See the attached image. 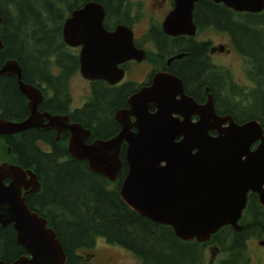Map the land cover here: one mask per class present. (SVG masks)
<instances>
[{"label":"water","instance_id":"water-1","mask_svg":"<svg viewBox=\"0 0 264 264\" xmlns=\"http://www.w3.org/2000/svg\"><path fill=\"white\" fill-rule=\"evenodd\" d=\"M194 1H175L162 22L165 33L194 34L191 17ZM214 1H223L239 11L260 12L264 8V0ZM102 14L98 3L88 2L73 10L62 27L66 44L83 45L81 72H85L87 78L99 76L94 75L100 71L99 67L84 68V59L94 52H107L102 58L113 52L116 56L113 64L121 60L124 53L127 57L133 56L129 55L134 49L131 35L126 38V43L114 38L112 43L113 40L107 38L123 32L122 28L101 35ZM80 29L83 35H77ZM139 54L145 56L142 50ZM10 72L17 74L20 92L32 100L35 91L21 80V68L16 59L6 60L0 68V74ZM120 75L122 71L115 72V77L119 76L116 80L121 78ZM108 81L112 83V80ZM129 103L136 117L133 124L137 132H132L125 124L131 114L128 111L120 121L124 124L123 129L115 137L101 141L105 149L97 147L100 142L85 148L79 144L82 135L87 136L89 130L70 126L73 141L68 146L69 152L75 158L88 160L91 171L112 181L121 168L119 148L126 140L128 168L119 194L129 208L154 222L171 226L174 234L186 241H209L212 234L227 225L241 230L240 220L248 193L257 194L258 202L264 205V133L259 120L251 118L238 123L231 114H217L211 94L203 104H197L183 93L181 80L166 71L156 72L152 84L132 96ZM149 106H154L155 112L149 113ZM31 111L29 117L19 122L0 119V135H13L36 125L38 115V119L42 116L36 112L35 103H31ZM193 114L198 115L196 120L192 119ZM45 116L49 119L45 126L58 118L50 114ZM211 130L215 133L211 134ZM256 142L258 144L252 147ZM6 178L9 183H5ZM25 184L32 188L27 192L39 187L31 169L0 164V225L11 223L16 241L28 253L8 263L0 258V264H65L67 254L57 232L47 225L45 217L26 205L24 196L27 192L21 194V186Z\"/></svg>","mask_w":264,"mask_h":264},{"label":"flooded vegetation","instance_id":"flooded-vegetation-1","mask_svg":"<svg viewBox=\"0 0 264 264\" xmlns=\"http://www.w3.org/2000/svg\"><path fill=\"white\" fill-rule=\"evenodd\" d=\"M70 1L71 0H63L66 4H69L68 2ZM175 1L176 0H72L71 5H74V7L67 9L65 12L66 17L63 18L61 24V37L64 21L71 15L72 11L82 8L88 2H96L102 7L103 13L101 20L102 29L99 30L101 35L113 32L118 27L122 28L123 32L118 35H113L112 37L107 36V38H110L111 41L114 38V40L120 41L121 43H126V38L131 35L134 49L129 52V55L133 56L127 57L128 54L124 53L120 57L121 60L116 61V64L112 63L113 58H116L113 52L104 58L101 56L106 55L107 52L96 53L89 56L88 59H84V68L91 69L94 65L99 67L100 71L94 74L99 76H96L95 78H87L84 74L85 72H81L82 65L80 53L83 47L82 44L71 46L66 44L63 40L64 44L62 48L64 49V55L61 58L58 57V60L53 62L34 61L32 63H22L16 59L21 68V80L25 84L31 86L35 92L32 96L33 99L31 100V98H28L20 92L17 74L13 72L0 74V92L5 93V89L9 91V89L11 90L13 88L16 91L14 93L13 90H11L16 96V100H14L11 107L4 106L0 101V119L3 118L16 122L22 121L30 116L32 113L31 103H35V110L40 116H42V118L38 119V115L35 121L36 125L29 127L28 129L31 130L26 132L35 134V138L32 139L33 144L44 154L53 153L52 149H48L47 147L57 148L59 146L60 148H63L56 144L59 139L69 142L72 134L70 126H81L84 129L89 130L87 136L82 135V140H85L88 144L92 143L94 140H108L112 138L123 129L124 124L120 121L124 120L125 114L128 111L131 114L129 116V121H126L125 124L130 127L132 132H137V128L133 124L136 117L132 114L129 99L142 88L150 86L152 84L153 75L158 71H166L177 76L181 80L183 93L191 97L197 104H203L207 100L208 94H211L215 112L219 115L231 114L228 113L229 110H227L231 107L229 100L225 99V97L222 98L214 95L208 85L203 84V87L201 84L195 85L194 81L197 79L194 80L189 71H192L198 76L197 78H200L204 74V70L198 68V65H200L203 57L206 65L209 69L211 68L210 70H217L215 75L218 77L216 76L215 79L219 84L220 79L223 81L226 80V75L223 72V68H221L214 59L218 52H232L237 58L245 60L250 66V69H252L253 58H249L246 55L247 52L241 44H238L240 48L237 47L233 36L229 31L214 28L212 20L206 19L208 17L207 9L208 6H214V8L216 7L215 10L217 9L222 13L223 17L232 16V18L236 20L239 15L251 14L258 16L264 8L260 12L239 11L229 7L223 1L195 0L192 4L191 13L192 21L195 26L194 34L178 33L173 35L167 34L163 31L162 22L173 9ZM91 15L92 14H89L90 17ZM211 17H213L212 14ZM214 31L222 33V36L225 39V43L222 46L220 44L217 46L212 44V34ZM203 33L208 34L203 35ZM77 35H83V30L80 29ZM96 35L99 34L97 33ZM114 40L112 43H114ZM1 41L2 43L4 42L2 38ZM150 46L152 47V50L150 49ZM65 49H69L71 52L69 53ZM141 50L145 52V56L139 54V51ZM191 54L197 55L194 58L195 62L190 58ZM35 56L37 57V55ZM9 59L13 58L1 61L0 68L5 61ZM93 60H96V62ZM109 61H111V63L108 65ZM107 67H110V69L105 70ZM116 71H122V76L118 80L114 78ZM212 73H210V75ZM108 80H112L114 83H110ZM75 83L81 86L84 93L81 92L75 96L72 89L75 88ZM71 94L78 98L77 102H73ZM177 98H180V95H178ZM71 107L73 108L72 110L70 109ZM155 110L156 108L154 106L148 107L149 113H153ZM49 111H61L64 115H60V119H54L53 121H50L52 124L45 126L49 122L48 117L45 116L46 114H50ZM197 118V114L192 115L193 120H196ZM261 125L263 126L264 133L263 123H261ZM213 132L214 131L212 130L210 131L211 134H213ZM25 133H17L18 140H16V143L21 142V137ZM177 138L179 137H176V139ZM60 142L62 143V141ZM257 144L258 142L253 144L252 147H255ZM79 145L85 147L83 144ZM127 145L126 140L121 142L119 149L122 165L117 172L115 180H113L120 184L124 179L128 168L125 160V150ZM6 147L8 148V151L11 148L10 145ZM66 150L71 156L68 149V143ZM72 158L74 159H72L73 161L77 162L78 167L82 168V164H87L85 159ZM53 159L60 163H68L70 161L57 156ZM15 164L20 165L19 163ZM24 169H31L36 174L39 187L36 191L27 192L32 188L27 187V184L22 185L21 194L23 195L24 192H27L24 196L26 205L28 206L30 203L32 207L37 210L35 212L41 215L39 212L47 209L46 206L43 204L40 207H36L35 204L46 203L51 199L42 196V191L45 186L48 185L49 179L45 178L43 180L35 168L25 167ZM4 181L5 183H8L10 180L6 178ZM249 194H252V192H249L248 195ZM253 194L255 199H257V194ZM259 205L264 207V205H261L260 203ZM263 223L264 221H259V225H262ZM48 224L49 221L47 219V225ZM7 228L11 229L10 231L13 232L16 241V233L12 224L10 223L5 226L0 225V230ZM231 230L233 233L237 231L232 227ZM220 231L221 230L219 229L216 233L212 234L209 241L200 242L203 245V249L207 247L205 249L209 252L210 256L207 259L202 258V264H233V260H239L242 257L240 255L241 252L232 255L231 253L222 250L220 242L221 239L224 241L226 233H221ZM231 234L232 233H227L228 237ZM246 236L247 238H245L242 243L246 247L245 255L248 261L246 264H257V260L253 258L254 253L250 252L248 248V243L254 241L256 245L263 250L264 244L261 242H264V233L262 238H258L256 235H252L249 232ZM226 241L229 242L227 237ZM189 242L195 243L196 241L191 240ZM75 252H78V250ZM21 255H28V253L20 252L16 256L10 258L8 262ZM3 256L4 251L1 248L0 258Z\"/></svg>","mask_w":264,"mask_h":264},{"label":"trees","instance_id":"trees-1","mask_svg":"<svg viewBox=\"0 0 264 264\" xmlns=\"http://www.w3.org/2000/svg\"><path fill=\"white\" fill-rule=\"evenodd\" d=\"M68 3H64L63 0H0L2 17L0 35L5 42H3V48L0 49V62L13 58L22 63H32L47 61L50 56L54 55L61 56L64 44L61 37V24L66 10L74 7L71 5L72 0ZM215 8L208 6L206 19L212 20L215 29L229 31L237 47L240 48L238 44H241L247 52L246 55L253 58L252 69L249 72L252 74L251 78L259 85L247 95L253 97L254 100L259 94V90L264 92V70L256 71L258 69L257 61H260L258 54L262 53L261 46L264 41V10L258 16L248 14L249 17L245 18V26L238 21L245 15H239L234 20L232 16L223 17L222 13ZM29 47L33 49L30 50ZM195 56L197 55L191 54L190 58L194 60ZM204 63L202 57L198 68L203 69L204 74L200 78L189 71L193 79H197L194 81L195 85L201 84L202 87L203 84L208 85L217 97L221 92H224L225 99H228L231 104L234 103V107L238 108L227 109L238 123L255 118L264 124V110L260 108L258 109L259 113L246 115V108L252 105V101L235 102L233 88L222 79L218 84L215 79L217 70H210L211 68L209 69ZM210 73L212 74L210 75ZM257 74L258 76H256ZM11 90L16 92L14 88ZM11 90L5 89V93L0 92V101L4 106L11 107L16 100V96ZM262 96L264 98V94ZM256 106L258 107L257 100ZM28 128L22 130L21 134L31 130ZM34 138L35 134L26 132L22 135L21 142L16 143L17 133L2 134L0 135V146L10 145L14 162L16 160L15 163H19L22 168H35L43 180L49 179L48 185L42 191L44 198L48 193L47 188L51 193L57 192V195L52 196L53 198L48 202L35 204V206L40 207L43 204L46 206L47 209L39 213L48 219L49 226L57 232L67 254L65 264H75L73 261L74 251L82 246L92 245V240L97 235L105 238L109 243L117 244L131 251L139 257L140 264H202L203 245L200 242L191 243L182 240L174 234L171 226L154 222L137 214L123 202L118 189L114 192L109 188V184L115 182L90 169V171L82 170L73 160L68 163L56 161L53 159L54 155L44 154L34 146L32 141ZM89 174L93 176L94 180L92 177H88ZM28 206L37 211L30 203ZM247 212L250 213L249 221L245 218ZM243 214L240 220V223L243 224L241 230L233 233L229 226L220 228L221 233H226L224 241L221 239L220 242L222 250L232 255L241 252L242 257L239 260H233V264L248 262L245 255L246 247L242 244L243 240L247 238L246 234L249 232L262 238L264 233V223L259 225V221H264V207L259 205L253 193L248 195ZM59 220L60 225L57 224ZM10 230V228L0 230V247L4 251L2 259L6 263L18 253L27 252L15 241L13 232ZM68 230L77 235V241L73 234L65 236V232ZM227 233L232 234L228 237ZM226 237L229 242L226 241ZM195 248H197V254L194 252Z\"/></svg>","mask_w":264,"mask_h":264},{"label":"rangeland","instance_id":"rangeland-1","mask_svg":"<svg viewBox=\"0 0 264 264\" xmlns=\"http://www.w3.org/2000/svg\"><path fill=\"white\" fill-rule=\"evenodd\" d=\"M64 17H66V16H64ZM248 17H249L248 15L242 16L238 21H240L244 25L245 21H246L245 18H248ZM245 26H246V24H245ZM207 34L208 33H205V34L203 33V35H207ZM263 36H264V30H263ZM199 38H200V36H199ZM212 38H213L212 44L215 46H217L218 44H220L222 46L225 43V39L222 36V33H220V32L217 33L216 31H214L212 34ZM29 49L32 50L33 48L29 47ZM150 49L152 50L151 46H150ZM261 49H262V53L258 54L260 61H257V68L258 69H256V71L264 70V41L262 43ZM65 50L69 53L71 52L69 49H65ZM252 51H254V50H252ZM96 53H98V52H95L94 54H96ZM63 55H64V49L62 48L61 56H50L47 61H49V62L56 61L58 57L61 58V57H63ZM214 59L220 65V67L223 68V72L226 75L225 82L227 81L229 83V85L231 86V88H233V90H234V93H235L234 101L235 102H241V103H246L248 101H252V105H250L249 108H246L247 112L245 114L251 115L255 112L259 113L260 110H258V109H260V108H261V110L262 109L264 110V98L262 96V94H264V92L262 90H259V94L257 95V98L254 100H253V97H251V96L249 97L247 95V93H249L253 88H255L259 85V83H256L254 81V79L251 78L252 74H250V72H249L251 69H250V66L247 64V62L245 60H241V58H237L236 56H234V54H232V52L231 53L218 52V54L215 55ZM93 61L96 62V60H93ZM110 63H111V61H109L108 65ZM107 74H110V73H107ZM256 76H258V74ZM117 77H119V76H116L114 78H117ZM74 87L75 88H72V89L74 91L75 96H77L79 93L83 92V89L81 88L80 85H77V83H75ZM229 91H232V90H229ZM224 96H225V93L221 92L220 97L223 98ZM72 99H73L74 103L78 101L77 100L78 98L74 97L73 95H72ZM256 100H257L258 107L256 106ZM231 107H234V103L231 104ZM234 108H236V107H234ZM70 109L72 110L73 108L71 107ZM236 109H238V108H236ZM49 113L52 116H57L58 117L57 119L61 118L60 115H64L61 111H49ZM56 114H58V115H56ZM81 128H83V127L78 126L79 130H81ZM115 136H113V137H115ZM60 141H62V143ZM71 141H73V140L70 139L69 142H67V141H63L62 139H59L56 142V144L60 145L63 148H60L59 146L57 148H54V147H51V148L47 147V148L52 149L53 153L51 155H54L55 157L56 156L62 157L63 159H68L71 162L73 159L72 157H74V156L71 153H70L71 154V156H70L68 151L66 150L67 143L69 146ZM101 141L102 140H94L92 143L88 144L85 140L81 139L80 144L85 145V147L87 148L88 145H92L94 143L97 144L98 142L101 143ZM3 146H0V164L6 163L7 165L8 164L9 165L10 164L16 165L15 164L16 160L14 162V156L11 153V148L8 151V148L6 147V145L4 147ZM97 147L100 149L106 148L105 146L102 145V143H101V145H97ZM57 154H59L60 156ZM85 161L87 162V164H85V165H83L82 162L80 161L82 164V169L83 170L86 169V170L90 171L88 168V165H89L88 160L85 159ZM88 177L89 178L92 177V179H93V176L90 174L88 175ZM106 179H108V178H106ZM113 182H115V183L109 184V188L112 189V191H114V192H116L117 189L120 190L121 184L119 182H116V181H113ZM47 191H48V193H47L46 197L53 198L55 195H57L56 191L51 193L48 188H47ZM95 191H98V190H95ZM245 218L247 220L250 219V213L249 212H247V214H245ZM60 223L61 222L59 220V222L57 224L60 225ZM68 232H65V236H69L70 234H73L70 230H68ZM1 234H4V233L1 232ZM73 236L75 237L74 239L77 241L78 240L77 235L73 234ZM89 240H92V239H89ZM252 242H254V241H252ZM252 242L248 243V248H249L250 252L254 253L253 258L255 260H257V264H264V249L263 250L260 249L256 245L255 242L254 243H252ZM92 243L93 244L90 246L88 245L85 247L84 246L80 247V250L78 248L77 249L78 252L74 251L73 261H75V264H140L141 263L139 257L135 256L131 251H129L126 248L119 246L117 244L109 243L108 241L105 240V238L103 239L102 237H100L98 235L94 237V239L92 240ZM205 248H207V247H205ZM205 248L203 249V251L201 253V257L203 259L204 258L207 259L210 257L209 252H207ZM0 251H1V247H0ZM194 252L197 254V252H198L197 248L194 249ZM75 255H76V257H75ZM74 257H75V259H74ZM1 258H3V257H1Z\"/></svg>","mask_w":264,"mask_h":264}]
</instances>
